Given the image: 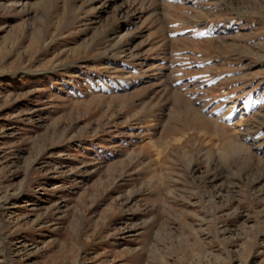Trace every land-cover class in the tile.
Returning <instances> with one entry per match:
<instances>
[{
	"label": "rangeland",
	"instance_id": "374dc122",
	"mask_svg": "<svg viewBox=\"0 0 264 264\" xmlns=\"http://www.w3.org/2000/svg\"><path fill=\"white\" fill-rule=\"evenodd\" d=\"M0 264H264V0H0Z\"/></svg>",
	"mask_w": 264,
	"mask_h": 264
},
{
	"label": "snow or ice",
	"instance_id": "6c2138e0",
	"mask_svg": "<svg viewBox=\"0 0 264 264\" xmlns=\"http://www.w3.org/2000/svg\"><path fill=\"white\" fill-rule=\"evenodd\" d=\"M197 34L200 35V36H204V35H206L205 32H199V33H197Z\"/></svg>",
	"mask_w": 264,
	"mask_h": 264
},
{
	"label": "bare ground",
	"instance_id": "6f19581e",
	"mask_svg": "<svg viewBox=\"0 0 264 264\" xmlns=\"http://www.w3.org/2000/svg\"><path fill=\"white\" fill-rule=\"evenodd\" d=\"M118 35H119V34H118ZM118 35H117V36H118Z\"/></svg>",
	"mask_w": 264,
	"mask_h": 264
}]
</instances>
